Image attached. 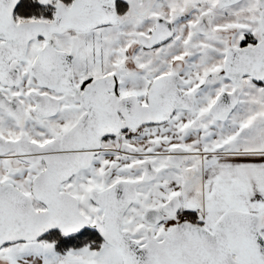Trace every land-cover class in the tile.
<instances>
[{"label":"snow or ice","instance_id":"6c2138e0","mask_svg":"<svg viewBox=\"0 0 264 264\" xmlns=\"http://www.w3.org/2000/svg\"><path fill=\"white\" fill-rule=\"evenodd\" d=\"M0 264H264V0H0Z\"/></svg>","mask_w":264,"mask_h":264}]
</instances>
